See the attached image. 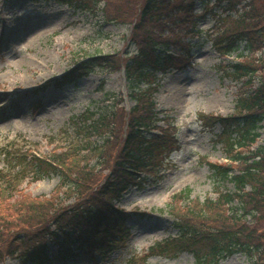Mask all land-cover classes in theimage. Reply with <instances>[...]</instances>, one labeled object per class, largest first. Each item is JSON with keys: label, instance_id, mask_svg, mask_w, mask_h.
<instances>
[{"label": "trees", "instance_id": "obj_1", "mask_svg": "<svg viewBox=\"0 0 264 264\" xmlns=\"http://www.w3.org/2000/svg\"><path fill=\"white\" fill-rule=\"evenodd\" d=\"M55 1L97 11L100 0H91L93 5L86 0ZM175 1L108 0L110 16L103 13L109 20L112 14L121 23L131 24L130 41L135 53L125 49L112 56L88 57L59 79V86L64 87L97 69L123 70L129 98L135 103L128 113L121 98L108 94V106L87 110L72 119L73 134L60 151L41 156L29 151L27 144L16 145V140L0 147L1 203L16 196L27 180L37 182L53 175L59 179L50 197H27L6 206L15 216L8 222V214L0 215V264L6 259L16 264H69L80 255L108 257L129 238L127 224L135 214L122 211L115 202L131 187H142L143 175L159 166L163 154L178 150L176 130L168 117L160 118L153 95L169 71L189 65L192 46L184 37L196 36L199 23L210 15L221 27H216L218 33L212 35L213 46L220 54L229 55L242 43L251 52L264 48V0H215L214 8L221 13L208 8L210 1L206 0L204 13L199 16L194 13L196 0L184 4V0L180 4ZM118 5L127 9L121 10ZM174 11L190 16L189 21L178 17L184 24L192 20L190 31L186 26L184 36L155 35L157 25L160 34L166 29L174 33V27H182L171 17L161 21L162 16ZM248 60L232 66V77L245 78L243 84L248 87L236 101V114L201 117L204 126L221 127L218 142L228 159L236 163L208 164L217 181L234 186V192L219 198L230 214L224 212L221 221L209 218L206 212L211 202L186 207L183 216L177 212L179 217L174 218L173 236L152 246L142 257L129 259L127 264H147L151 256L174 258L184 252L194 256L195 264H218L236 253L257 260L255 264H264V144L252 148L264 120V57ZM254 61L258 63L254 65ZM255 77L259 85L253 88ZM160 121L165 127L158 125ZM157 130L160 132L154 133ZM190 193L181 191L179 200L187 199ZM171 207L176 210L175 204ZM50 244H54V251Z\"/></svg>", "mask_w": 264, "mask_h": 264}, {"label": "rangeland", "instance_id": "obj_2", "mask_svg": "<svg viewBox=\"0 0 264 264\" xmlns=\"http://www.w3.org/2000/svg\"><path fill=\"white\" fill-rule=\"evenodd\" d=\"M187 1L190 0H184L182 4ZM209 1L212 8L215 0ZM86 2L93 5L91 0ZM205 2L193 1L195 14L202 13ZM73 6L55 0H0V147L14 138L16 145L27 144L28 150L48 156L67 144L74 131L73 118L85 114L87 109L97 111L108 106L106 95L117 94L124 98L127 108L133 106L127 96L129 84L122 70L97 69L76 84L59 86L61 74L69 72L80 60L95 55L112 56L125 49L128 53L135 51V45L130 41L131 24L121 23L112 14L113 19H108L111 12L108 0L98 1L97 11ZM118 7L127 9L123 5ZM214 12L221 13V10L214 8ZM169 17L182 27H174V33L166 29L160 34L157 25L153 29L155 35L158 33L163 38L184 36L186 26L189 31L192 28V20L186 24L181 21L190 19L186 14L174 11L162 16L161 21ZM166 24L174 26L170 22ZM218 26H215L214 18L207 15L197 27L200 32L197 37H184L192 44L190 65L183 71L169 74L153 96L157 109L164 114H160V118L163 115L173 120L178 150L163 154L159 170L145 174L142 187L130 188L116 202L118 208L135 213L127 224L130 237L106 258L80 255L69 264H127L131 257L147 254L150 247L173 236L176 233L174 218L179 217L177 212L183 216L186 207L211 202L206 212L209 218L221 221L224 212L230 214L219 198L234 192V186L228 181H217L207 164L232 163L226 159L225 149L217 139L221 127L208 128L201 117L235 113L236 100L248 87L243 84L245 78L236 81L230 74L232 65L243 59L236 58L237 54L219 56L213 48L211 35L218 33ZM238 53L248 57L250 62L252 59L257 61L264 57V48L250 56L242 43ZM252 83L256 88L259 78L255 77ZM158 124L165 127L161 121ZM260 126L258 145L264 143V120ZM2 166L0 158V168ZM58 180L53 175L38 182L26 181L16 196L0 202V215L8 214L6 219L10 222L15 215L6 209L8 204L16 205L27 197L48 198ZM184 190L191 193L187 199L179 200L178 196ZM173 204L176 210L171 207ZM53 245L50 247L54 251ZM256 261L236 253L218 264H255ZM147 262L195 264V258L184 252L174 258L151 256ZM1 264L16 262L6 259Z\"/></svg>", "mask_w": 264, "mask_h": 264}]
</instances>
